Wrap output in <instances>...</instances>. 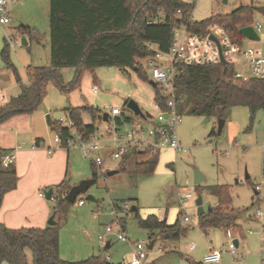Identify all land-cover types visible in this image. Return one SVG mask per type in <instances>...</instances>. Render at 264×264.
Listing matches in <instances>:
<instances>
[{
  "label": "rangeland",
  "instance_id": "1",
  "mask_svg": "<svg viewBox=\"0 0 264 264\" xmlns=\"http://www.w3.org/2000/svg\"><path fill=\"white\" fill-rule=\"evenodd\" d=\"M6 1L8 23L0 26V104L19 95L21 86L29 85L28 74L32 69L48 67L51 64L49 0ZM180 1L192 4L190 13L193 21L205 20L211 16L219 19L246 6H264V0ZM255 22L260 24L257 32L260 41L243 40V43L246 47L260 48L264 53V16L254 13L252 24ZM22 39L27 42L24 46L21 44ZM5 43L7 59L2 55ZM161 62L168 65L170 59L164 58ZM137 63L142 69L141 74L132 68L121 71L116 67H99L93 70L84 67H61L56 70L57 78L45 82V96L33 111L13 115L0 124V147L3 153L18 146L20 150L16 154L17 159L22 152L43 153L39 154L33 171L35 174H48L51 166L46 164L45 160L59 152L54 143L56 132L49 125L48 119L50 122L65 120V110L69 108L80 109L81 123L92 125L95 132H104L108 127L117 125L113 117L107 122H102L97 116L93 118L87 108L108 114L110 107L115 106L131 117V123H142L143 128L147 129V122L127 109V103L133 101L144 115L151 118L155 115V89L147 79L149 69L144 58L137 59ZM77 74L78 84L74 89L65 91L58 87L56 80L60 81L64 88H69ZM92 85L98 87L95 93L91 91ZM180 113L182 122L176 128V136L186 148V152L161 150L151 175H142L135 168L136 162L148 159L146 155H128L121 167L123 171L107 176L106 170H118L119 163H107L102 170H98L93 167L91 160L79 151L70 150L69 161H66L65 150L64 167L57 184L63 181L72 187L91 177H95L96 182L86 193L78 195L73 204L64 202L61 208L58 203L63 199L59 189L55 188L57 184L41 187L35 193L30 191L28 208L35 212H48L45 226L54 215L53 220L58 225L59 257L62 260L82 261L94 257L102 264L129 261L133 252L129 243L118 241L114 234L104 236L111 244L108 249H105V243L98 242V236L105 233V227H111L115 233L118 231L117 223H121L122 230L130 242H151L156 239L148 252L145 264H199L209 247L221 248L229 239L225 230L220 227H209L205 234L202 233L198 227L195 200L198 195L201 196L202 208L206 213L207 208L215 207L218 200L208 189L224 186L230 199L222 208L224 213L230 216L228 229L232 239L238 240L237 253L242 256V262L225 252L221 255L219 264H262L264 185L259 189H255V186L260 184L264 175L263 111L257 110L252 117L244 106L227 109L223 117L207 118L190 115L185 111ZM218 119L224 120L219 134ZM131 123L124 124L121 129L129 128ZM36 140L39 142L37 145ZM48 150H52L51 155H48ZM11 166L16 168L15 162ZM11 166L9 168H12ZM194 169L204 178L199 185L193 184ZM50 188L54 192L50 200L37 195L38 192L44 194ZM185 191L191 192L190 198L184 197ZM88 194L95 198V202L85 199ZM79 199L84 201L81 206L78 205ZM111 201L134 205L136 212H118V221L111 214ZM24 208L26 209V206H23ZM256 208L262 213L261 219L254 217ZM135 213L143 219L148 215H154L159 221L166 218L167 226L173 225L178 219L181 227L179 222L185 214L190 217V221L182 226L185 227L183 232L172 236L168 234V229L159 233L158 229L147 231L141 228ZM191 244L194 249L189 250ZM159 248L162 251L157 254ZM26 255L27 264H32L29 250H26Z\"/></svg>",
  "mask_w": 264,
  "mask_h": 264
},
{
  "label": "trees",
  "instance_id": "2",
  "mask_svg": "<svg viewBox=\"0 0 264 264\" xmlns=\"http://www.w3.org/2000/svg\"><path fill=\"white\" fill-rule=\"evenodd\" d=\"M163 9L170 23L147 25L145 18ZM181 10L176 15V10ZM192 10L191 3L180 0H49V56L51 64L48 67H37L29 72V85L21 86V91L6 103L0 104V124L9 117L26 114L33 111L45 96L44 84L49 79H56V70L61 67H82L93 70L99 67H116L121 71L132 68L141 74L137 59L154 55L148 45L153 44L161 52L169 49L173 35L172 21L186 22L188 13ZM241 12V13H240ZM258 13L264 16V6L251 5L236 9L219 19L211 17L193 22L191 29L204 32L211 23L223 24L230 28L238 42L244 38L238 32L241 26L252 24V15ZM7 44L2 49V55L7 59ZM177 74L174 80V94L178 101V110L190 115L203 117L220 116L235 106L248 108L251 117L257 110L264 113V81L249 78L247 81L234 78V68L231 65H186L177 64ZM15 72V70H14ZM149 80V77H147ZM150 81V80H149ZM59 88L65 91L74 89L78 84V74L69 88H64L56 80ZM155 101L164 105L165 99L160 95L156 85ZM101 120L103 114L97 109L87 108ZM65 112L73 121L77 131L84 136L95 132L92 125H83L80 121V109L69 108ZM124 121L131 117L123 114ZM146 117H148L146 115ZM48 123L62 139L68 136L69 129L57 121ZM119 122L120 119L116 118ZM37 145V143H36ZM0 154L2 149L0 148ZM157 154H150L147 160L136 162L135 168L142 175H151L158 159ZM137 156V155H136ZM125 161V160H123ZM121 161V162H123ZM120 162V163H121ZM118 173L123 171L118 166ZM17 176L14 168L5 169L0 164V206L5 193L16 186ZM61 192L58 207L68 202L64 193L69 186L61 182L55 186ZM218 197L215 207L198 216V227L206 233L209 227H220L225 231L229 225V215L223 211L228 204L229 195L224 186L208 189ZM64 211V209H63ZM136 212V210L134 211ZM65 211L62 213L64 214ZM130 213V212H129ZM141 228L158 229L159 233L166 229L175 235L183 232L176 222L167 226L165 220L159 221L154 215L144 219L139 217ZM149 236V238H151ZM107 248V247H106ZM105 248V249H106ZM26 250L31 252L32 264H97L98 260L91 257L82 261H66L59 257L58 225L44 228L9 229L0 223V264H27ZM201 264V263H199Z\"/></svg>",
  "mask_w": 264,
  "mask_h": 264
},
{
  "label": "built area",
  "instance_id": "3",
  "mask_svg": "<svg viewBox=\"0 0 264 264\" xmlns=\"http://www.w3.org/2000/svg\"><path fill=\"white\" fill-rule=\"evenodd\" d=\"M0 26L8 23L7 1L0 0ZM176 15L181 14V10H176ZM164 10L160 9L155 14H148L145 18L147 25L170 23ZM193 22L191 13H188L186 22L181 20L172 21L173 35L171 38L168 51L161 52L155 48L153 44H149L150 50H154V55L145 58L146 67L149 69V80L159 86L160 95L165 99L164 105L160 101H155V115L145 117L142 121L147 122V129L144 124L136 123L122 130L121 126L127 124L124 121L123 111L117 107H110L108 119L114 118L117 126L108 127L106 131L93 132L84 136L77 131L73 121L66 115L65 120L57 122L69 129L68 136L64 139L58 133H55L54 143L55 149L76 150L83 156L88 157L95 169L102 170L107 163L116 162L117 164L126 160L128 155H150L159 154L161 150L170 149L174 152L185 153L186 148L180 144L176 136V128L182 122L181 113L178 110V101L174 94V80L177 74V64L184 63L186 65H218L221 63V57L224 60L222 65H231L234 68V78L247 81L249 78H257L264 81V53L260 48L246 47L243 40L238 42L234 37L230 28L223 24L211 23L204 32L191 29ZM256 32L260 29L259 22L251 24ZM212 36L214 39H211ZM260 41V37H259ZM169 58L168 65L161 61ZM98 90L97 85H92L91 91L95 93ZM116 118L120 121L117 122ZM107 119V121H108ZM102 122H107L103 121ZM34 147V146H32ZM19 148V146L17 147ZM16 148V149H17ZM52 150H48L50 154ZM15 160V151H8L0 154V164L4 168H9ZM264 185V175L259 185L255 189H259ZM43 197V193L38 194ZM185 198L191 197L190 191L184 192ZM76 201V200H75ZM84 201L79 200L78 205H83ZM111 213L117 215L118 212H130V206L125 203L116 201L110 202ZM255 217L262 218L261 211L256 208ZM190 221V217L185 214L180 219V225L184 226ZM118 224V231L113 233L111 227H105L104 234L98 236L99 243H105L104 236L114 234L116 239L121 242L129 243L133 252L129 261L123 264H145V259L150 249L146 242H130L124 234L121 225ZM226 237L229 239L227 244H222L221 248L210 247L202 258L201 264H219L221 255L225 252L242 262V256L237 253L238 245H235L230 230H226ZM264 241V233L262 238ZM194 245H190L193 249ZM261 250H264L262 246ZM159 248L157 252H161ZM109 258L107 257L106 260ZM264 264V259H262Z\"/></svg>",
  "mask_w": 264,
  "mask_h": 264
},
{
  "label": "crops",
  "instance_id": "4",
  "mask_svg": "<svg viewBox=\"0 0 264 264\" xmlns=\"http://www.w3.org/2000/svg\"><path fill=\"white\" fill-rule=\"evenodd\" d=\"M113 107H115V106H113ZM147 116H149V115H147ZM36 143L38 144L39 142L36 140ZM31 148H34V147L31 146ZM12 150L15 151V160L16 161L14 160V162L16 164V166H15L16 168H14V166H11V167L14 168V170L16 172L17 181H16L15 188L13 190L8 191L3 196L1 206H0V223L9 229L44 228L45 227V220L48 217V212H46V211H40V212L36 211L35 212L34 210L31 211L29 209L30 206L28 205L30 202L28 195H29L30 191H33L35 193L36 190H38L41 187L53 186L54 184H57V181L60 180V178H61V172H62L63 167H64V154H63V152L65 150L64 149H58L59 150L58 153L52 155V157H49L45 160L46 164L51 166V168L48 170V174H46V175H44L42 173L35 174L33 171L34 167H36V165H35L36 160H39L38 159L39 154L43 155V153H40L38 151L22 152L21 156H19V159H17L16 154L20 150V147L17 149L16 148L8 149L7 151H4V153L8 152V151H12ZM69 151L66 150V156H65L66 161H69V158H68L69 157ZM4 153H3V149H2V154H4ZM48 155H51V153ZM14 162H13V165H14ZM124 164H125V161L119 163L118 166L124 165ZM109 170L110 169L108 168V170H106V171H109ZM52 172H55V174H52ZM61 182H63V181H61ZM60 183H58L57 185H59ZM57 185H55V186H57ZM69 188H70V186H69ZM50 189H52V188H50ZM39 193L40 192H38L37 195ZM53 196H54V192L52 189L51 198ZM79 200H82V199H79ZM23 206H26V209L25 208L23 209ZM28 211H30V212H28ZM22 214H24V215L22 216ZM113 216L115 217V219L117 218V215H113ZM117 220L119 221L120 218L119 219L117 218ZM164 220L166 221V218H164ZM175 222H176V220H175ZM119 224L121 225V228H123V225L121 223H119ZM169 226H171V225H169ZM180 228L184 229L185 227L183 228L181 226ZM168 234H171L172 236H176L174 234V232L171 230H169ZM164 238H168V236H164ZM155 240H153V241H155ZM106 242H108V245H107V248L106 247L105 248L108 249L111 244L109 241H107L105 239V246H106ZM146 243H149V242H146ZM153 245H154V243H153ZM189 250H192V249H190V246H189ZM156 253L160 254L161 252L156 251ZM96 260H97V258H96ZM123 262H125V261H123ZM93 264H97V263L94 261ZM119 264H123V263H119Z\"/></svg>",
  "mask_w": 264,
  "mask_h": 264
},
{
  "label": "water",
  "instance_id": "5",
  "mask_svg": "<svg viewBox=\"0 0 264 264\" xmlns=\"http://www.w3.org/2000/svg\"><path fill=\"white\" fill-rule=\"evenodd\" d=\"M225 1L226 0H223V2H225ZM238 32H239V34L241 36H243L244 38L248 39L249 41H259V35L257 34V32L254 29V27L251 26V25L241 26L238 29ZM210 38L214 39L212 36H210ZM21 44L24 46V45L27 44V42L24 39H22ZM221 63L224 64V60H223L222 57H221ZM149 84L152 87L156 86V84L153 81H149ZM127 109H129L133 113V115H135L136 117H139V118H142V119L145 117L143 112L140 110L139 106L133 101H129L127 103ZM107 119H108V114L107 113H103L102 120L103 121H107ZM206 120H207V118H205V121ZM223 124H224V120L223 119H218V125H217V133L218 134L221 132ZM115 173H118V170L115 169V170L106 171V175L107 176L113 175ZM245 178L246 179L248 178L247 174H246ZM203 180H204V178L200 174V172L198 170L194 169L193 170V184L194 185H199ZM95 182H96L95 177H91L89 179L82 180L78 184L70 187L69 190L66 193H64V195L67 198L68 202L73 204L75 202L76 198L78 197V195L86 193V191ZM255 194H257L256 191H255ZM51 195H52V189H48V190H46L44 192V196H45V198L47 200L51 199ZM85 199L87 201L95 202V198L92 195H90V194L86 195ZM195 205H196V208H197L196 209V215L197 216H200V215L205 213V210L202 208V200H201V196L200 195L197 196V198L195 200ZM135 210H136V206L131 205L130 206V212H134ZM209 210H210V207H208L206 211H209ZM53 217H54V215H52L50 217V219L48 220V222H47L48 226L55 225V221L53 220ZM233 242H234L235 245H238V240L234 239ZM153 243H154V241H151V242L148 243V245H147L148 249H152ZM107 245H108V242H106V246L105 247H107Z\"/></svg>",
  "mask_w": 264,
  "mask_h": 264
}]
</instances>
